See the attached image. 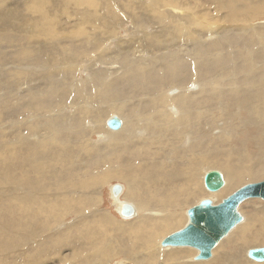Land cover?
Instances as JSON below:
<instances>
[{
	"label": "rangeland",
	"instance_id": "374dc122",
	"mask_svg": "<svg viewBox=\"0 0 264 264\" xmlns=\"http://www.w3.org/2000/svg\"><path fill=\"white\" fill-rule=\"evenodd\" d=\"M23 1L15 6L19 15L9 9L0 13V264L4 259L8 264H44L43 260L61 264L52 260L58 259L59 252L66 257L61 258L63 264L80 260L83 264H138L143 247L128 243L133 230L152 237L164 252L172 249L161 247L170 234L164 235L161 222L148 219L155 213H181L182 229L188 222L187 210L202 199L219 203L237 189L264 180L261 174L242 177L238 187L221 199L203 183L209 170H219L226 178L233 173L231 167L241 173L264 168V0L174 1L179 10L184 5L190 13L198 12L201 4L224 9L237 26L211 36V31L196 32L193 25L185 36L172 31L166 37L160 33L167 24H174L172 17L162 22L160 12L138 9L134 13L123 0H97L98 11L84 5L90 12L87 22L98 25L88 34L74 31L82 16H68L65 11L51 35L36 28L26 36L22 29L42 21L28 15ZM2 2L10 0L0 1V11ZM107 3L114 6L117 20L107 13ZM168 4L158 11L168 14ZM99 11L110 27L116 24V31L104 34ZM241 22L247 30L239 29ZM119 41L124 44L117 46ZM137 42L145 48L143 60L131 48ZM115 62L120 63L105 65ZM102 68H113L112 83L105 81L107 77L94 78ZM174 92L193 96L187 103L175 104L158 98ZM155 111L161 113L157 118L152 117ZM167 114L181 121L171 122ZM113 115L128 122L123 133L104 125ZM220 160L230 168L213 166ZM105 174L108 180L103 182ZM85 183L91 184L88 190ZM116 184L122 187L118 198L111 191ZM116 201L137 206L139 215L122 217ZM241 207L247 220L257 219L258 227L247 229L244 245L237 240L224 253L235 255L243 249L245 264L254 263L248 251L264 247L258 242L264 233V200L253 198ZM234 232L229 238L235 237ZM250 236L254 240L249 243ZM192 251L189 262L198 253Z\"/></svg>",
	"mask_w": 264,
	"mask_h": 264
},
{
	"label": "bare ground",
	"instance_id": "6f19581e",
	"mask_svg": "<svg viewBox=\"0 0 264 264\" xmlns=\"http://www.w3.org/2000/svg\"><path fill=\"white\" fill-rule=\"evenodd\" d=\"M0 1H2V0H0ZM22 0H10V2L7 4V3H3L2 2V7H4L1 11H0V13H3V11L6 9V10H10V12H13L14 14L15 13H17L18 15L21 13L19 10H15V6H17L18 4H20V2H21ZM28 1V2H27ZM175 1V2H174ZM187 1V0H186ZM198 1V0H197ZM196 1V2H197ZM222 1V0H221ZM38 2L40 3V5L38 6ZM123 2L125 3V5L127 6V8L128 7H131V8H135V9H131V8H129L132 12H134L135 13V11L136 10H138V9H142V10H144V12H147V11H149V12H151V13H157V12H160V13H158L157 15H158V18H159V20L161 21L162 20V22H164V18L166 17V16H170V17H172V22H174V24L173 25H166L167 27H164V30H166V31H162V33H160L161 34V37H166L167 35H168V33L169 34H171V32L173 31L175 34L177 33V34H179V35H182V36H185V32H186V29H188V28H191L193 25H196V28L195 29H198V30H196V32H199V33H201V34H203V33H206L207 31H211L212 33H210V35L211 36H215L218 32H220V31H222V30H224V29H228V26H233V27H235V26H237V23H236V21L235 20H231V19H228L227 18V15L225 14V11H224V9L221 11V9L220 8H218V7H209V6H206V5H203V4H199L200 5V8H198L199 10H198V12H194L195 11V9H194V11H193V13H190V12H188L187 11V9H186V6H184L183 5V7L179 10V7H177L176 5L174 6V4H173V2L174 3H176L177 2V0H146L145 2H138V0L136 1V0H123ZM189 2H191V1H189ZM163 3H170V4H168L167 5V9H168V14H166V13H161V11H158V9L160 8V7H162V4ZM195 3V2H194ZM23 4H24V6H25V9H26V11L28 12V15L30 14V15H32V16H34V17H36V18H38V19H40L41 21H42V24H39V23H34V25L36 26H32V27H30V28H24V29H22L21 31H22V33H23V35H26V36H28L29 34H31L32 33V35H33V33H35L36 31H37V29L36 28H38L41 32H43V33H47V34H49V35H51V32H54L57 28H58V23H56L57 22V19H58V17L60 16V14H62L63 12H65V11H67V13H68V16H76L75 14H79L80 16H82V18H81V22L79 21V20H77L76 21V25H78V26H76L75 27V29H74V31L75 32H78L79 34H88L87 32H89L90 31V28H92V27H95V26H98V25H96L95 23H92L91 21H90V23H88L87 21H88V18H89V10H86L85 9V7H84V5H87V6H92V7H94L95 8V10L94 11H98L97 10V6H98V4H97V0H58V1H54V0H24L23 1ZM191 4H193V3H191ZM209 4V3H208ZM10 5H12V6H14V9H11L9 6ZM99 5H101V4H99ZM108 7H109V11L107 12L109 15H111V16H114L115 17V19H116V17H118L115 13V10H114V6L111 4V3H107L106 4ZM186 5V4H185ZM172 6V7H171ZM187 6H189V5H187ZM20 7V6H19ZM101 7V6H100ZM190 7H192V5L190 6ZM193 8H194V6H193ZM25 9H23V10H25ZM15 10V11H14ZM190 11H192V10H190ZM210 12L212 13V14H210ZM75 13V14H74ZM99 13V19H98V21H102L104 24L102 25L103 26V32H104V34L105 33H112V30H114V28L116 27V24L113 22V27H110V25H109V21L107 20V19H105L102 15H101V11H99L98 12ZM181 13H185V14H188V15H184V14H181ZM2 15L3 14H0V18L2 17ZM98 16V15H97ZM132 16V15H131ZM235 16V15H234ZM256 16V15H255ZM162 17V18H161ZM232 18V17H231ZM96 19V18H95ZM34 20V19H33ZM110 20V19H109ZM117 20V19H116ZM241 20V19H240ZM13 21V20H12ZM93 21V20H92ZM111 21H112V19H111ZM137 21V20H136ZM159 21V22H160ZM237 21H239L238 19H237ZM244 21V20H243ZM4 22V21H3ZM17 22V21H16ZM1 23V22H0ZM14 23V22H13ZM24 24H28V23H25V22H23ZM56 23V24H55ZM244 22H241V25H240V27H239V23H238V27H239V29L240 28H244V30L246 29V26H244ZM0 25H2V23L0 24ZM11 25V24H10ZM104 25H106L107 27L105 28V26ZM8 26V25H7ZM150 26V25H149ZM174 26V27H173ZM181 26H183V27H181ZM3 28V27H2ZM113 28V29H112ZM121 28V27H120ZM168 28H171L170 30L168 29ZM231 28V27H230ZM97 29V28H96ZM108 29L110 30V32L108 31ZM176 29V30H175ZM177 29L178 30H180V29H183V31H181V33H179L178 31H177ZM236 29V28H235ZM4 30H6L5 29V27H4ZM136 30V29H135ZM243 30V29H242ZM247 30V29H246ZM17 31V30H16ZM114 31H116V29L114 30ZM118 31V30H117ZM233 31V30H232ZM256 31V30H255ZM24 33H27V34H24ZM70 33V32H69ZM208 33V32H207ZM13 34H17V32H13ZM116 34H118V32H116ZM219 34V33H218ZM222 34V33H221ZM70 35V34H69ZM207 35V34H206ZM226 35V34H225ZM224 35V36H225ZM119 36V35H118ZM173 35H171V37H172ZM218 36V35H217ZM60 37V36H59ZM117 37V36H116ZM148 37V36H147ZM156 37H158V36H156ZM153 38V37H152ZM177 38V37H176ZM182 38V37H181ZM199 38V37H198ZM185 39V38H184ZM69 40V39H68ZM71 42V41H70ZM121 44H124V42L123 41H119L118 42V44H117V46H120ZM183 44V43H182ZM194 44V43H193ZM140 45H141V43H139V42H137L136 43V45H135V47L134 46H132L131 48L134 50V52L136 53V54H138V55H140V56H142V57H140V60H143V59H145V56H144V54H146L145 52V48H143V47H140ZM197 45V44H196ZM203 45V44H202ZM72 49V48H71ZM192 49V48H191ZM70 50V49H69ZM202 50H203V48H202ZM208 51V50H207ZM70 53H72V52H70ZM68 54V53H67ZM154 55V54H153ZM62 56V55H61ZM173 57V56H172ZM61 58V57H60ZM66 58V57H65ZM68 60H69V58H68ZM72 61V60H71ZM85 61V60H84ZM69 62V61H68ZM120 62H115L114 64H105V65H109L110 67L111 66H113V67H115L114 65L116 64H119ZM135 63V62H134ZM174 63V62H173ZM88 64H90V63H88ZM64 65V64H63ZM63 65H62V67H63ZM104 65V66H105ZM65 66V65H64ZM182 70V69H181ZM114 72V70H113V68H106V69H99L97 72H96V74H94V78L96 79V78H98V79H102V78H106L107 77V79H105V81L107 80V82H108V84H110V83H112L113 82V73ZM90 73V72H89ZM66 74V73H65ZM102 74H105V76H103ZM147 75V74H146ZM124 77H125V75H124ZM134 77V76H133ZM57 81V80H56ZM92 81H93V79H92ZM96 82H97V80H96ZM98 84V83H97ZM100 86V85H99ZM102 87V86H101ZM195 87H193V89H194ZM197 88V87H196ZM198 89V88H197ZM101 92V91H100ZM173 92V91H172ZM177 92V91H176ZM111 95V94H110ZM101 96H102V94H101ZM108 96V95H107ZM119 96V95H118ZM191 96H193L192 94H190V95H186V94H184V95H182V94H178L177 95V93L175 94V92L172 94V96H170V95H166V97H164V96H159L158 98H160L161 100H162V98H163V100L165 99V100H167L168 101V103H173V104H175L176 102H179V101H181V100H184L185 102L186 101H189V97H191ZM158 98H156V99H158ZM159 99V100H160ZM93 101V100H92ZM85 102V101H84ZM111 102V101H110ZM158 102V101H157ZM154 103V102H153ZM156 103V102H155ZM159 103L161 104V102L159 101ZM187 103V102H186ZM157 104V103H156ZM156 104H153V105H156ZM162 104H164L163 102H162ZM191 104V103H190ZM118 105V104H117ZM159 105V104H158ZM157 105V106H158ZM165 105V104H164ZM163 105V106H164ZM124 106V105H123ZM156 106V107H157ZM160 106V105H159ZM116 107V106H115ZM127 107V106H126ZM161 107V106H160ZM118 108V107H117ZM116 108V109H117ZM120 108H123L122 107V105H121V107ZM85 109V108H84ZM109 109V108H108ZM156 109V108H155ZM89 110V109H88ZM92 110V109H91ZM101 110V109H100ZM135 110V109H134ZM159 110V109H158ZM253 109H251V111H252ZM86 111H87V109H86ZM112 110H110V112H111ZM116 111V110H115ZM118 111V110H117ZM119 111H121V110H119ZM156 112V111H155ZM154 112V113H155ZM160 112L162 113L163 112V114L164 113H167V110H165V111H161L160 110ZM160 112H156V114H154V115H152V117L153 118H157V116L158 115H160L161 113ZM114 113V112H113ZM117 113H119V112H117ZM132 113V112H131ZM78 115L80 114V111H79V113H77ZM120 114H122V112H120ZM130 114V113H129ZM152 114V113H151ZM185 114V112H183V115ZM123 115V114H122ZM168 115V120H170L171 121V119H172V115L170 114H167ZM114 116V115H113ZM112 116V117H113ZM117 116V115H116ZM148 116H149V114H148ZM111 117V116H110ZM120 117V116H119ZM137 117V116H136ZM120 118H122V120H123V127H121V129L120 130H117V131H113V130H110L111 132H122L124 129H126L127 128V125H128V122L123 118V117H120ZM141 118V117H140ZM140 118H136V119H140ZM159 118V117H158ZM169 118H171V119H169ZM75 119V118H74ZM110 119V118H109ZM108 119V120H109ZM178 119V118H177ZM174 120V119H172V121L171 122H175V123H178V122H180L181 120L179 119V120ZM89 120V119H88ZM99 120V119H98ZM108 120L104 123V125L105 124H107V122H108ZM159 120V119H158ZM157 120V121H158ZM152 121H154L153 119H152ZM100 122V121H99ZM136 122H138V121H136ZM140 122H141V120H140ZM139 122V123H140ZM161 122V121H160ZM186 122V121H185ZM93 123H95V122H93ZM98 123V122H97ZM96 123V124H97ZM142 123V122H141ZM133 124V123H132ZM143 124V123H142ZM146 124V123H145ZM145 124H143V126L145 125ZM151 124V123H150ZM149 124V125H150ZM155 124H159L158 122H156ZM92 125V124H91ZM90 125V126H91ZM95 125V124H94ZM93 125V126H94ZM98 125V124H97ZM102 125V124H101ZM139 125V124H138ZM140 126V125H139ZM142 126V127H143ZM101 127V126H100ZM132 127V126H131ZM146 127V126H145ZM144 127V128H145ZM153 128V126H150V128ZM158 127H160V124L159 125H157V128ZM81 128V127H80ZM93 128H95V127H93ZM98 128H99V125H98ZM134 128V127H133ZM138 128V127H137ZM143 128V129H144ZM156 128V129H157ZM191 128V127H190ZM79 129V128H78ZM97 129V128H96ZM139 129V128H138ZM141 129V128H140ZM142 129V130H143ZM161 129V128H160ZM159 129V130H160ZM163 129V128H162ZM89 130V129H88ZM146 130H148V129H146ZM158 130V129H157ZM96 131V130H95ZM103 131V130H102ZM130 131V130H129ZM144 131V130H143ZM133 132V131H132ZM156 132V131H155ZM159 132V131H158ZM106 133V132H105ZM108 133V132H107ZM123 133V132H122ZM118 134V133H117ZM127 134H129V133H127ZM126 134V135H127ZM156 134V133H155ZM107 135V134H106ZM111 135V134H110ZM126 135H124V136H126ZM130 135V134H129ZM117 136V135H116ZM107 137V136H106ZM124 138H126V137H124ZM184 138V137H183ZM106 139V138H105ZM118 139V138H117ZM123 139V138H122ZM131 139V138H130ZM119 140V139H118ZM121 140V139H120ZM148 141V140H147ZM200 141V140H199ZM127 142V141H126ZM141 142H143V141H141ZM102 143V142H101ZM104 143V142H103ZM112 143V142H111ZM137 143V142H136ZM149 143V142H148ZM187 143V142H186ZM134 144V143H133ZM127 145V144H126ZM189 147V146H188ZM216 148V147H215ZM123 149V148H122ZM214 149V148H213ZM216 151V150H215ZM184 152V151H183ZM40 153V152H39ZM160 154V153H159ZM190 154V153H189ZM209 154V153H208ZM38 155V154H37ZM204 155V154H203ZM206 155V154H205ZM178 156V155H177ZM198 157V156H197ZM208 157V156H207ZM206 157V158H207ZM200 159V158H199ZM31 160V159H30ZM206 160V159H205ZM209 160V159H208ZM182 162V161H181ZM206 162V161H205ZM210 162V161H209ZM124 163V162H123ZM204 163V162H203ZM48 164V163H47ZM175 164V163H174ZM187 163H185V165H186ZM190 164V163H189ZM205 164V163H204ZM213 166H215V167H217V168H221L222 170H224V171H226V169H228V168H230L227 164H225L224 163V161L222 162L221 160L219 161V162H217V161H214L213 163ZM205 166V165H204ZM122 168H123V166H122ZM121 168V169H122ZM193 168H194V166H193ZM192 169V168H191ZM235 169V168H234ZM234 169L231 167V170L233 171V173H230L229 174V176H227L226 175V178L224 177V175H223V173H222V175H223V177H224V179H225V186L223 187V189H221L220 191H218V192H210V191H208L207 189H206V187H205V189L209 192V193H213V194H215L214 195V197H219V199H221V197H223L225 194H227L228 192H230V191H232V190H234V188H237L238 187V185L240 184V181L242 180V177L243 178H245V177H248L249 178V175H259V174H261V175H264V168H262L258 173H256V172H252V171H254L253 169H251V168H249L248 170H244V171H242V173L241 172H239V171H234ZM181 170V169H180ZM114 171V170H113ZM115 172H116V170H115ZM106 173V172H105ZM108 173V172H107ZM106 173V174H107ZM104 175L103 177H102V181L103 182H105V181H107L108 179V175ZM206 174V173H205ZM117 175H118V173H117ZM119 176V175H118ZM204 178H205V175H204V177H203V183H204ZM118 179H119V177H118ZM19 181V180H18ZM264 181V180H263ZM263 181H260V182H263ZM22 182V181H21ZM27 182V181H26ZM93 182H97V181H93ZM242 183V182H241ZM256 183H259V182H256ZM11 184V183H10ZM13 184V183H12ZM12 184H11V186H12ZM15 184V183H14ZM30 184V183H29ZM86 185L88 184V186L87 187H85V189L86 190H88L89 189V187H90V183H85ZM16 186V185H15ZM14 186V187H15ZM76 186V185H75ZM204 186H205V183H204ZM10 187V186H9ZM8 187V188H9ZM13 187V186H12ZM13 187V188H14ZM17 187H18V184H17ZM22 187V186H21ZM113 187H111V191H112V193H113V189H112ZM9 189H11V188H9ZM18 189H20V188H18ZM132 189V188H131ZM13 190H15V189H13ZM12 190V191H13ZM28 190V189H27ZM62 190V189H61ZM66 190V189H65ZM121 190H122V187H121ZM129 190H130V188H129ZM129 190H128V192H129ZM133 190V189H132ZM24 191V190H23ZM10 192V191H9ZM7 193V192H6ZM15 193V192H14ZM28 193V192H27ZM217 193V194H216ZM25 194V193H24ZM23 194V195H24ZM36 194V193H35ZM119 196H116V197H114V198H118ZM166 198V197H165ZM25 199V198H24ZM167 199V198H166ZM172 199V198H171ZM212 200V199H210V198H207V199H202V201H204V200ZM214 199H216V198H214ZM218 199V200H219ZM251 199H253V198H251ZM260 199V198H259ZM154 200V199H153ZM152 200V201H153ZM250 199H248V201H249ZM18 201V200H17ZM22 201V200H21ZM48 201V200H47ZM201 201V202H202ZM213 201V200H212ZM247 201V200H246ZM245 201V202H246ZM156 202V201H155ZM168 202V201H167ZM200 202V203H201ZM214 202V201H213ZM21 203V202H20ZM116 203H118L117 205H118V207H120V210H118V211H120V213H121V211H122V209L125 207V206H131V205H129V204H123V202H121V201H116ZM115 203V204H116ZM149 203V202H148ZM158 203V202H157ZM169 203V202H168ZM172 203V202H171ZM199 203V204H200ZM244 203V202H243ZM114 204V205H115ZM198 204V205H199ZM122 205V206H121ZM132 207V206H131ZM136 208L134 209L133 207H132V209H133V215L132 216H125V218H130V217H135V216H137V215H139V208L137 207V206H135ZM148 207V206H147ZM191 209V208H190ZM162 211V210H161ZM165 211V210H164ZM239 211L242 213V215H243V208L240 206V208H239ZM263 211H264V209H263ZM188 212H189V210H187V212H186V215H187V217H188ZM155 216H151L152 218H148L150 221H152V222H154V223H156V222H158V224L161 222V225H162V230L164 231V235L165 234H167V233H169L170 235H171V233L173 234V232H171L170 233V231H173V230H176V232H177V230L178 231H180L181 229H180V226H182L183 225V221H181L182 219H183V216L181 215V213H178V214H176V213H168V214H163V213H155L154 214ZM251 216V215H250ZM123 217V216H122ZM247 217V216H246ZM144 218H147V217H144ZM254 218V217H253ZM88 219V218H87ZM188 222H189V217H188ZM188 222H187V224H188ZM186 224V225H187ZM186 225L184 226V227H186ZM241 225V226H240ZM18 227V226H17ZM240 227V228H239ZM252 228V229H256V227H258V224H257V219L256 220H247L244 216H243V221L239 224V225H237L235 228H233L232 230H231V232L228 234V235H230L231 236V234L234 232L235 233V237H232V238H229L230 236H227V237H225V239H223L220 243H222L221 245H220V247L215 251L214 249L220 244H218L214 249H213V251H212V256L211 257H213V252H214V257H213V259L211 260V261H207V260H209V259H207L206 261L207 262H205V260H197L196 259V257L199 255V253H197V255L193 258V262H189V260H188V256H192V255H194L195 253L192 251V249H194V248H190V247H183V248H187V249H181V250H176V249H179V248H172L170 251H163V250H161L160 249V246L158 245V244H155L154 243V240H152V237H145L144 235H143V233L140 231V230H133V232L132 233H129L130 235V238L132 239V242L131 241H129L128 243H131V245L132 246H134L136 249H138V247L140 246V247H143V249H142V251H141V253H140V255L137 257L139 260H141V262L140 263H138V264H154L156 261H158L157 263H155V264H224V263H229V264H245V259H243V249H239V250H237L236 251V253H235V255H228L227 254V252L226 253H224L225 252V250L227 249V247L228 246H230V245H233V244H235L236 243V241L237 240H240V242H241V245L240 246H242V245H244L245 244V234H246V232H247V229L248 228ZM137 228H139V226L138 227H136V229ZM180 229V230H179ZM183 229V228H182ZM152 232H155L154 230L152 231ZM150 233V234H153V233ZM174 233H175V231H174ZM168 234V235H169ZM21 235V234H20ZM163 235V233L161 234V237H163L164 236ZM5 236V235H4ZM11 237V236H10ZM21 237V236H20ZM158 237H159V235H158ZM167 238V237H166ZM229 238V239H228ZM8 239H10V238H8ZM18 240V239H17ZM120 240H121V238L118 240V242H119V244L120 245H123L124 246V244H122V241L120 242ZM252 240H254V238L252 237V236H250L249 238H248V242L250 243ZM9 241V240H8ZM13 241V240H12ZM163 241H164V239L162 240V243H161V247H162V249H166L167 247H163L162 246V244H163ZM18 242V241H17ZM258 242L261 244V245H264V233L262 234V232H261V234H260V237L258 238ZM8 243V242H7ZM134 243V244H133ZM20 247V246H19ZM25 247V246H24ZM4 248V247H3ZM168 248H171V247H168ZM262 248H264V247H262ZM232 249H234V248H232ZM256 249H260V248H256ZM2 250V249H1ZM0 250V251H1ZM19 250V249H18ZM18 250H17V252H18ZM48 250V249H47ZM121 250H124V249H122L121 248ZM194 250H196V249H194ZM22 251V250H21ZM197 251V250H196ZM250 251V250H249ZM248 251V252H249ZM3 252V251H2ZM44 252V251H43ZM43 252L42 253H40V255H41V257L42 256H44L43 255ZM124 252V251H123ZM198 252V251H197ZM16 253V252H15ZM230 253V252H229ZM11 254V253H10ZM9 255V254H8ZM3 256V255H2ZM94 256V255H93ZM42 258H44V257H42ZM61 258H64V259H66V257H63L61 254H60V252H59V254H58V259L55 261L54 259H52L53 260V262H57V263H61V264H63V262L62 261H64L65 262V260H62ZM74 258V257H73ZM248 258H249V256H248ZM68 259V258H67ZM94 259V258H93ZM101 259V258H100ZM104 259V258H103ZM250 259V258H249ZM52 260H50V261H52ZM70 259H68V260H66V261H69ZM130 260H131V262L133 261V258L132 257H130ZM86 261H87V259H86ZM95 261V260H94ZM99 261V260H98ZM160 261V262H159ZM204 261V262H203ZM88 262V261H87ZM153 262V263H152ZM195 262H201V263H195ZM40 263H44L45 264V260H43V261H41ZM247 264H264V261L263 262H257V261H254V263H249V261L248 262H246ZM3 264H8V260H6V259H4V262H3ZM71 264H83V260H80V261H74V262H72ZM125 264H128V262H126ZM129 264H136V262L134 261V263L132 262V263H129Z\"/></svg>",
	"mask_w": 264,
	"mask_h": 264
},
{
	"label": "water",
	"instance_id": "95a60500",
	"mask_svg": "<svg viewBox=\"0 0 264 264\" xmlns=\"http://www.w3.org/2000/svg\"><path fill=\"white\" fill-rule=\"evenodd\" d=\"M123 124L122 118L111 117L107 122L110 130H120ZM205 187L210 192H218L225 186V179L219 170H209L204 178ZM113 196L121 194L120 184L113 188ZM260 198L264 200V181L247 184L224 198L219 203L212 200H204L199 205L189 209V222L180 231H177L164 239L163 247H190L198 251L197 260L211 258L213 249L231 232L233 228L243 221V215L239 211L240 206L248 199ZM119 215L132 216L131 206H125ZM251 260L264 261V248L251 249L248 252Z\"/></svg>",
	"mask_w": 264,
	"mask_h": 264
},
{
	"label": "flooded vegetation",
	"instance_id": "af4514ba",
	"mask_svg": "<svg viewBox=\"0 0 264 264\" xmlns=\"http://www.w3.org/2000/svg\"><path fill=\"white\" fill-rule=\"evenodd\" d=\"M122 127H123V125H122Z\"/></svg>",
	"mask_w": 264,
	"mask_h": 264
}]
</instances>
